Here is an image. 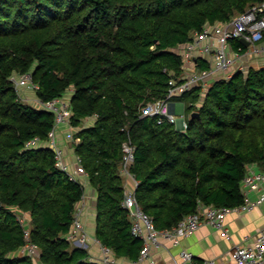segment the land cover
<instances>
[{
	"label": "trees",
	"instance_id": "trees-1",
	"mask_svg": "<svg viewBox=\"0 0 264 264\" xmlns=\"http://www.w3.org/2000/svg\"><path fill=\"white\" fill-rule=\"evenodd\" d=\"M261 1L0 0V264H35L18 253L26 244L20 214L43 264H100L68 238L85 186L56 166L45 144L54 113L24 102L14 75L31 71L41 100L71 95L74 149L97 194L95 235L117 257L137 261L144 245L123 204L126 142L134 147L135 196L157 229L174 228L201 205L245 202L248 167L264 169V66L177 98L186 102L185 130L142 108L183 74L178 48L195 31ZM232 46L247 49L240 40ZM194 111L200 116L191 119ZM89 117L95 122L85 125ZM36 138L41 144H29Z\"/></svg>",
	"mask_w": 264,
	"mask_h": 264
},
{
	"label": "built area",
	"instance_id": "built-area-1",
	"mask_svg": "<svg viewBox=\"0 0 264 264\" xmlns=\"http://www.w3.org/2000/svg\"><path fill=\"white\" fill-rule=\"evenodd\" d=\"M240 40L244 45L248 42L247 49L243 47L235 50L232 42ZM178 50L184 55V71L188 65H197L202 56L209 58L210 66L208 68L193 69L190 73L183 72L177 78H172L169 82V90L165 98L148 103L142 108L143 116H154L158 118V123L164 122L179 125L182 130L188 126L186 117H177L169 113V101L181 97L185 92L195 86L203 89L204 93L213 80L220 78H231L235 71L245 70L247 65L243 61L244 56L254 55L264 57V0L250 6L244 12L236 14L232 19L226 22L208 24L202 31H195L192 40L181 45ZM264 66V60L262 62ZM15 88L21 99L25 91H36L39 89L38 83L34 81L33 73L27 72L22 75L12 77ZM33 104L41 109L54 113V126L49 132L48 139L45 142L54 152L56 166L67 172L72 179L79 180V177L86 176L85 168L80 156H76L74 163L67 160V154L64 145L60 141L59 131L64 125L71 126V117L73 115L71 105V95L69 93L59 96L52 100L44 101L37 97L32 100ZM72 128V126H71ZM41 140L36 138L29 142L31 145L41 144ZM134 159V147L131 143L124 144V157L122 163V173L125 178L134 177L130 172V166ZM135 179V177H134ZM138 181L135 179V186ZM126 188V182H125ZM245 202L234 208L216 207L201 205L197 212L187 215L177 226L172 229L159 230L156 228L151 216L147 214L140 206L135 191H129L126 188L124 206L128 209L133 220L132 233L143 239L144 245L136 264H156L153 257V250L165 245V240H172L179 244L181 238L191 236L202 225L208 224L217 230H220L226 238H231L229 228L225 223V218L232 210L252 211L255 207L264 203V169L249 167L245 178L242 181ZM257 193L256 199H251L250 193ZM19 219L25 227L26 244L21 248L23 254L31 257H38L40 248L31 241L30 228L27 219L19 215ZM71 242H78L81 247L88 246L89 235L85 230L83 222V205L78 204L73 228L68 234ZM101 244L102 256L100 264H118L114 256V251ZM180 260L174 264H216L214 259L197 261L195 255L188 250L180 251ZM230 264H264V227L258 233L251 244H237L231 253Z\"/></svg>",
	"mask_w": 264,
	"mask_h": 264
},
{
	"label": "crops",
	"instance_id": "crops-1",
	"mask_svg": "<svg viewBox=\"0 0 264 264\" xmlns=\"http://www.w3.org/2000/svg\"><path fill=\"white\" fill-rule=\"evenodd\" d=\"M197 65H188L184 73L188 74L193 69L200 68L198 65L200 61H207L210 65L209 58L202 56ZM247 66H261L264 60L262 56L245 55L243 58ZM187 118V117H186ZM95 122V117H89L85 120V125H92ZM178 129H182L179 125H176ZM62 128V127H61ZM60 128V129H61ZM76 131V130H75ZM61 135V133H60ZM61 143L64 145L67 160L70 163H74L77 156L74 143L80 141L79 138L72 136V140H61L62 136H59ZM257 169H262L257 164L250 165ZM248 167V168H249ZM80 182L85 186V195L83 199L78 203L83 205V222L85 230L89 235L88 246L82 247L88 250L90 259L99 262L102 256L101 244L97 241L95 235L96 227V191L90 185L86 176L79 177ZM126 188L129 191H135V179L134 177L125 178ZM251 199L257 198V193H250ZM225 223L229 228L231 238H226L220 230L213 228L208 224L202 225L191 236L181 238L179 244H175L172 240H165V245L161 248L153 250V257L156 264H174L175 261L180 260V251L188 250L195 255L197 261L206 259H214L216 264H230L231 253L235 245L237 244H251L254 242L258 233L264 227V203L255 207L252 211L244 210H232L225 218ZM30 228L31 226L28 225ZM72 247H77L80 244L78 242H71ZM81 247V246H79ZM19 254L23 253V250L18 251ZM118 264H136L126 257H117L114 254ZM33 258V257H32ZM35 264H43L38 257L33 258Z\"/></svg>",
	"mask_w": 264,
	"mask_h": 264
},
{
	"label": "rangeland",
	"instance_id": "rangeland-1",
	"mask_svg": "<svg viewBox=\"0 0 264 264\" xmlns=\"http://www.w3.org/2000/svg\"><path fill=\"white\" fill-rule=\"evenodd\" d=\"M23 97L27 98L26 102L29 104H33L32 100L37 99V96L33 91H25L23 94ZM168 110H169V113L174 114L177 117H187L188 116L186 102L182 99L174 98V99L170 100ZM75 130H77V129L71 128V126H69V125H64L59 131V136H62L61 140L63 142H64V139H68L69 141H71L72 136H74ZM60 133H61V135H60ZM20 215L23 216V218L25 217V214H20ZM26 219L28 221V218H26ZM28 223L30 225V221Z\"/></svg>",
	"mask_w": 264,
	"mask_h": 264
},
{
	"label": "water",
	"instance_id": "water-1",
	"mask_svg": "<svg viewBox=\"0 0 264 264\" xmlns=\"http://www.w3.org/2000/svg\"><path fill=\"white\" fill-rule=\"evenodd\" d=\"M242 41L245 43V45L248 46V42H245L244 40H242ZM199 116H200L199 111H194V112H192V114H191V119H193V118H195V117H199Z\"/></svg>",
	"mask_w": 264,
	"mask_h": 264
}]
</instances>
